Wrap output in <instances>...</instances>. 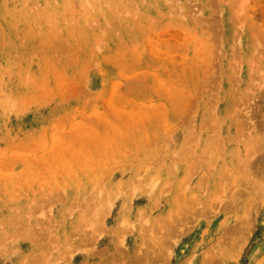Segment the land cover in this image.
I'll list each match as a JSON object with an SVG mask.
<instances>
[{
	"label": "rangeland",
	"instance_id": "374dc122",
	"mask_svg": "<svg viewBox=\"0 0 264 264\" xmlns=\"http://www.w3.org/2000/svg\"><path fill=\"white\" fill-rule=\"evenodd\" d=\"M0 264H264V0H0Z\"/></svg>",
	"mask_w": 264,
	"mask_h": 264
}]
</instances>
